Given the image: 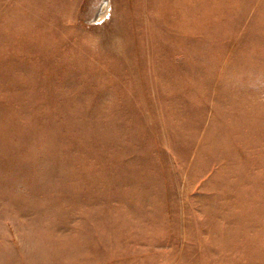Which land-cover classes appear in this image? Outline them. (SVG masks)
Wrapping results in <instances>:
<instances>
[{
  "label": "rangeland",
  "instance_id": "374dc122",
  "mask_svg": "<svg viewBox=\"0 0 264 264\" xmlns=\"http://www.w3.org/2000/svg\"><path fill=\"white\" fill-rule=\"evenodd\" d=\"M0 264H264V0H0Z\"/></svg>",
  "mask_w": 264,
  "mask_h": 264
}]
</instances>
